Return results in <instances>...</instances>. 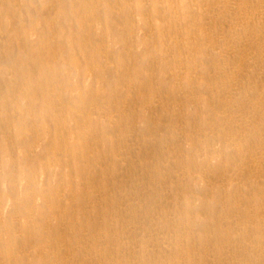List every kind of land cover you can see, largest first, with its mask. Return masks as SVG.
I'll use <instances>...</instances> for the list:
<instances>
[{"label":"bare ground","instance_id":"bare-ground-1","mask_svg":"<svg viewBox=\"0 0 264 264\" xmlns=\"http://www.w3.org/2000/svg\"><path fill=\"white\" fill-rule=\"evenodd\" d=\"M0 264H264V0H0Z\"/></svg>","mask_w":264,"mask_h":264}]
</instances>
